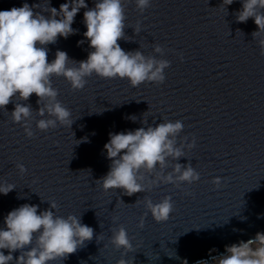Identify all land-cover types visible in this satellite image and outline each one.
Returning <instances> with one entry per match:
<instances>
[{"label": "water", "instance_id": "water-1", "mask_svg": "<svg viewBox=\"0 0 264 264\" xmlns=\"http://www.w3.org/2000/svg\"><path fill=\"white\" fill-rule=\"evenodd\" d=\"M65 2L0 0V11L28 3L39 4L34 11L40 12L48 6L59 9ZM86 3L92 8L95 0ZM221 4L222 0H151V7L141 13L135 0H128L126 36L118 43L125 51L140 50L170 61L166 79L160 85L133 88L127 79L93 75L84 89L73 91L63 77L53 76L57 99L71 110L72 128L42 132L36 128L41 117L34 112V135L28 138L21 125L12 122L14 103L6 106L7 112L0 109V182L16 186L7 195L0 193V228L5 216L22 204L38 205L43 211L54 201L56 215L80 217L103 237L94 236L58 264H117L123 249L116 250L109 237L110 229L120 225L134 237L133 250L123 257L128 264H212L226 245L264 232V55L259 38L252 36L258 30L254 20H236L241 0L226 8ZM85 10L80 9L72 24L76 34L58 37L47 46L49 62L57 50L76 61L87 59L91 49L83 36ZM137 23L139 34L134 32ZM81 40L84 43L78 46ZM157 44L165 49L163 56L154 52ZM36 101L33 94L21 103L37 110ZM133 115L135 122L128 118ZM165 120L183 122L178 145L195 137L196 146L185 147V157L177 162H190L200 180L180 187L160 184L132 196L120 189L103 190L97 180L110 168L104 150L109 133L154 127ZM18 163L27 169L24 174L16 168ZM175 163L169 158L165 174ZM215 177L221 178L219 188L212 184ZM165 196L174 202L169 219L157 223L148 213L139 228L146 212L144 197L157 203ZM114 217H118L115 223Z\"/></svg>", "mask_w": 264, "mask_h": 264}, {"label": "clouds", "instance_id": "clouds-1", "mask_svg": "<svg viewBox=\"0 0 264 264\" xmlns=\"http://www.w3.org/2000/svg\"><path fill=\"white\" fill-rule=\"evenodd\" d=\"M128 0H95L92 8L86 0H67L59 9L48 6L40 12L39 4L0 11V109L6 112V106L14 103L10 113L12 122L20 124L26 137L34 133L31 122L36 116V128L42 132L59 127L72 128L74 123L69 108L57 99L59 90L53 87L52 77H63L73 91L85 88L87 78L96 75L102 79H127L133 88L144 83L163 84L165 69L170 61L145 56L140 50L125 51L118 41L125 40L126 14ZM234 0H222L223 6L231 5ZM242 8L236 12V20L245 23L252 18L257 25L252 33L258 39L260 54L264 55V0H241ZM136 8L143 13L151 7V0H135ZM86 31L83 36L88 41L89 51L86 60L76 61L69 58L65 51L57 50L55 59L48 61V45L55 44L58 37L67 39L77 33L72 28L80 9ZM49 13L48 16L41 14ZM141 31L137 23L135 34ZM239 31V30H238ZM128 41V40H126ZM84 41H78V46ZM154 52L164 55L165 49L159 44ZM183 60V56H181ZM35 94L37 110L27 102ZM19 101V102H17ZM133 122L136 116L128 117ZM142 124L144 122L142 121ZM184 129L180 120H165L157 125L139 127L135 130L109 133V140L104 145L107 158L111 161L107 174L101 177L103 190L120 189L124 195L150 191L160 184H192L200 180V173L189 162L177 161L185 157V147L191 150L196 146L195 137L190 143H177V138ZM74 134V133H73ZM85 141L87 138H84ZM187 141V137H183ZM80 143V141H79ZM169 158L176 161L172 170ZM20 174L27 169L23 164H16ZM151 177V178H150ZM147 181V183H146ZM221 178L215 177L212 184L219 188ZM16 186L7 181L0 182V193L7 195ZM137 202V201H136ZM146 212L141 216L138 227H144L148 213L157 223L166 222L174 211L171 196L163 197L153 203L151 198L143 199ZM50 207L38 211V205L22 204L11 210L4 218V227L0 228V264H58L71 254L83 248L86 242L102 240L95 235L94 229L81 222V218L69 214L56 215L57 204L49 202ZM118 217L113 218V223ZM109 243L121 250L122 258L117 264H128L123 257L133 250L132 240L123 225L110 229ZM104 247H107L105 245ZM7 250V255L5 254ZM19 252L14 257L13 253ZM215 264H264V232H257L247 241H239L225 246V251L213 257ZM198 264H207L200 261Z\"/></svg>", "mask_w": 264, "mask_h": 264}, {"label": "built area", "instance_id": "built-area-1", "mask_svg": "<svg viewBox=\"0 0 264 264\" xmlns=\"http://www.w3.org/2000/svg\"><path fill=\"white\" fill-rule=\"evenodd\" d=\"M211 263H212V264H215V262H213V259L211 260ZM197 264H198V263H197Z\"/></svg>", "mask_w": 264, "mask_h": 264}]
</instances>
